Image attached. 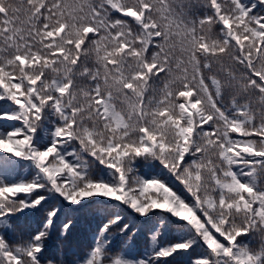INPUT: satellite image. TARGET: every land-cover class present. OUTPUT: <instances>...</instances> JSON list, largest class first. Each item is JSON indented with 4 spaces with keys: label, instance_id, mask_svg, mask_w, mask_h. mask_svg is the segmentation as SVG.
Masks as SVG:
<instances>
[{
    "label": "snow or ice",
    "instance_id": "1",
    "mask_svg": "<svg viewBox=\"0 0 264 264\" xmlns=\"http://www.w3.org/2000/svg\"><path fill=\"white\" fill-rule=\"evenodd\" d=\"M260 176L264 0H0V264H66L55 221L95 204L69 264H264ZM113 228L151 248L113 252Z\"/></svg>",
    "mask_w": 264,
    "mask_h": 264
},
{
    "label": "trees",
    "instance_id": "2",
    "mask_svg": "<svg viewBox=\"0 0 264 264\" xmlns=\"http://www.w3.org/2000/svg\"><path fill=\"white\" fill-rule=\"evenodd\" d=\"M226 102L228 97L225 98ZM26 167L19 169L18 173L13 175H19L21 177L30 178L31 169L29 168L25 172ZM138 170L141 175L147 173L148 175H155L159 169H148L142 165H138ZM258 180L264 184V176L258 177ZM93 211L85 212L82 210H70L66 209L65 212L61 213L59 219L55 221V228L51 231L50 239L47 241V256L55 255L58 258L63 254V259L66 264H69L74 260L77 255L83 254L84 251L88 250L89 246L92 244L93 236L96 231V225L99 223L100 216L103 214V204H95L91 206ZM43 212L26 211L24 215L17 214L18 222L15 225L17 232H24L25 234L35 231L41 226L43 220ZM69 217L73 221V227L69 231L66 238L61 240L59 236V228L61 223L65 222V217ZM113 252L119 254L121 252L126 253L128 258L138 257L143 255L146 249L151 248V241L149 240L146 232H140L131 242L128 241V238L124 235L118 234L116 229L113 228ZM175 235V229L173 228ZM147 235V237H145ZM165 237V236H164ZM16 232L9 233L10 242H15ZM172 238H162L161 242L168 241ZM61 243L65 244V247L62 249L58 245ZM259 237H256L253 241V246L258 247ZM197 249V248H196ZM195 249V250H196ZM203 249L198 248V252L193 251L192 256H198L202 253ZM189 257H177L175 260L169 258L170 264H186V260Z\"/></svg>",
    "mask_w": 264,
    "mask_h": 264
},
{
    "label": "rangeland",
    "instance_id": "3",
    "mask_svg": "<svg viewBox=\"0 0 264 264\" xmlns=\"http://www.w3.org/2000/svg\"><path fill=\"white\" fill-rule=\"evenodd\" d=\"M25 167H26L25 172H27L29 168H28L27 166H25ZM28 173H29V171H28ZM146 234H147V233H146ZM145 237H147V235H145ZM167 237H170V238H173V237H174V232H173V230L170 231L168 234H166L165 237L163 236L162 238H167ZM147 238H148V237H147ZM195 252H198V248L195 250Z\"/></svg>",
    "mask_w": 264,
    "mask_h": 264
}]
</instances>
